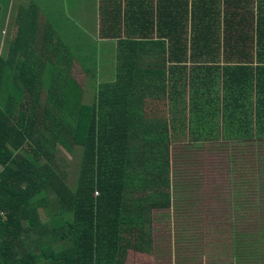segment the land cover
I'll list each match as a JSON object with an SVG mask.
<instances>
[{
  "label": "trees",
  "instance_id": "obj_1",
  "mask_svg": "<svg viewBox=\"0 0 264 264\" xmlns=\"http://www.w3.org/2000/svg\"><path fill=\"white\" fill-rule=\"evenodd\" d=\"M36 1L0 0V264L149 254L152 213L182 200L171 145L187 130L246 146L243 168L264 161V15L190 31L184 0Z\"/></svg>",
  "mask_w": 264,
  "mask_h": 264
},
{
  "label": "rangeland",
  "instance_id": "obj_2",
  "mask_svg": "<svg viewBox=\"0 0 264 264\" xmlns=\"http://www.w3.org/2000/svg\"><path fill=\"white\" fill-rule=\"evenodd\" d=\"M29 2L30 0H27V5L25 6H28ZM35 2L37 4L36 0ZM55 3V11L59 14L57 6L58 0H56ZM62 5H65V0L62 1ZM39 6H42V4ZM71 9L73 11L76 10L74 4L71 6ZM9 10L10 8L8 7V11ZM57 13L54 12V21L59 20V15H57ZM7 20L9 22V18L6 15L5 23H7V25L3 27L1 31L2 34L8 33ZM101 58L102 56L100 59ZM72 71L75 77L80 81L84 75L83 71H81L78 66H74ZM191 82V90H195L199 87V83H196L195 80L192 79ZM191 90L188 88L185 94L188 102L191 95ZM190 108L191 106L188 109L189 115L191 114ZM186 133L187 135L185 137L180 136L179 138L173 139V143L171 145V160L173 165L172 169L174 172L173 183L178 189V193L180 194L179 197L182 198V200L178 205V208H176V210L172 211L171 213H168L167 211H154L152 213L154 248L155 244L158 243V239H160L162 235L168 236L174 232L181 235L180 242L182 245H177L179 249H186L189 246L188 238L190 237V239H192V234L195 236L199 234L201 238H206V241H211L212 247L214 248L215 239H217L218 233H220L219 237L221 236V238L226 241L228 245L243 249L239 250V252L243 254V258L248 260H251L252 257L256 258L255 253L259 250H264V248H261V246L264 247V242L253 236L237 237L235 234L230 232L233 231L236 233V235L239 234L237 233L238 231L255 232V226H252V224H244V222L256 221L259 216H264V206L260 205L264 204V197L257 196L256 194V196L253 197V193H255L257 190V188H253L252 191L246 190V196H244L242 200L241 193H232L226 189L229 187L228 183L235 184L242 181L240 179V175H238L237 172L246 173V176H248V172H258V169H261L259 166H262L264 161L252 163L251 160L253 159L251 158L248 159V162H246L247 167L243 168L240 164V169L238 166L240 163V155L238 156V153L242 152L246 146L239 145L238 143H234L230 140L221 141V137L215 138L217 141H212L207 145L194 146V142H192L189 138L188 130ZM256 144L258 146L256 145L251 147L248 145V147L255 153L258 150H261L260 144ZM235 151H237V157L235 156L234 159L233 156L235 155ZM244 157L250 158V152H246ZM232 167H235L237 172L233 171L230 173L231 170L228 169ZM262 186H264V181L261 176L260 188H262ZM173 191L175 190L173 189ZM232 198H234L235 201H238V204H240V206H237L238 211L240 212L239 215L233 213V216L239 218V223L234 226L233 230H229L228 226H219L217 224H213V222L211 223L209 220V224L204 223L202 225L201 221H199L200 224H193L190 220L187 221L186 212L187 208L191 205L192 210L198 214L206 215L208 217H218L224 215L226 212V208L222 206V203L230 202V204L234 205V200H232ZM219 200L222 202H219ZM257 205L259 206V215L258 212L253 213L255 212V207H257ZM219 228H221V231H219ZM204 230L212 234L208 235L207 233L204 234L201 232ZM189 247L197 248L195 245H190ZM248 249H250L249 254L246 253ZM262 256L264 257V254H262ZM166 259L167 256L161 252L152 251L150 254L145 255L142 253L129 251L125 264H165Z\"/></svg>",
  "mask_w": 264,
  "mask_h": 264
},
{
  "label": "crops",
  "instance_id": "obj_3",
  "mask_svg": "<svg viewBox=\"0 0 264 264\" xmlns=\"http://www.w3.org/2000/svg\"><path fill=\"white\" fill-rule=\"evenodd\" d=\"M187 2V9H188V23H187V29L190 31L192 28L196 25V22L194 20V16L197 15H204L207 16L211 13H215L218 15L219 21H218V28L219 30H224V28L228 27L229 25H235L236 21L229 22L227 18L229 16H236V18H243V16H249L250 22L252 21L255 16L264 15V0H184ZM215 1V4L211 5V2ZM158 3V0H154V4ZM179 3V0H178ZM165 6L169 7L166 3ZM154 11H158L159 7L154 6ZM138 11L135 7V12ZM140 15V13H136ZM217 24V23H216ZM203 93H206L204 91ZM219 106L221 107V103L219 101ZM174 115H169V117H173ZM189 121L191 120V115L187 114ZM217 124L220 131H222L221 128L224 127V115L222 114V108H219L218 110V116H217ZM199 138L196 140H192L191 135L189 134V138L191 139L193 145H207L210 142H212L211 137L208 136V138H205V132L202 131L198 135ZM221 137L222 141V135L217 136ZM244 157V156H243ZM242 157H240L241 159ZM246 160L248 158L244 157ZM248 162V161H247ZM246 163V162H245ZM239 166V165H238ZM245 167H247V163L245 164ZM241 169V167L239 166ZM231 170V169H228ZM233 171L237 172V169H233ZM232 173V170L230 171ZM234 174V173H233ZM238 175H240V183H228L229 187L228 191L234 193L239 192L242 194V200L244 196H246V190H251L253 188H257L256 192L253 193V197L262 195L263 192H260V190L264 189V186L260 188L261 184V174L260 171L249 173L248 176H246V173L237 172ZM264 181V177H263ZM242 186V189H241ZM194 194V192H193ZM256 194V195H255ZM248 195V194H247ZM234 205L230 204V202H224L222 203V206L226 208V212L222 216H206L199 218L192 219L193 224L199 223L201 221V225L204 223H208V220L213 224H217L219 226H228L229 230H233L234 226L239 223V218L233 216L234 214L239 215V211L237 206H240L238 204L239 202L235 201L234 198ZM253 201V200H252ZM219 202H222L219 200ZM192 206V205H191ZM259 215V206L255 207V212ZM209 218V219H208ZM200 224V223H199ZM209 224V223H208ZM244 224H252V226H255V232H241L238 231L234 233L231 231L230 233L235 234L237 237L242 236H253L256 237L259 240H262L264 242V233L262 230H264V216L256 219V221L251 222H244ZM261 228V230H260ZM219 231H221V228H219ZM204 234L207 233L208 235L212 233L206 232V230L201 231ZM200 232V233H201ZM220 233H218L217 239H215V247H212L211 241H206V238H201L198 234L197 236L192 234V239H189V246L195 245L197 248H191L187 247L186 249H179L177 245H182L180 242L181 235L177 234L176 232L173 233V235L164 236L162 235L160 239H158V243L155 244V248L153 246L152 251L153 252H161L164 255L167 256L165 264H264V257L262 254H264V250H259L255 253L256 258H253L251 260H248L246 258H243V254L239 252V250H243L242 248H235L230 245L226 241H224L221 236L219 237ZM154 239V236H153ZM251 243V242H250ZM244 248V246H243ZM261 248H264L261 246ZM245 249V248H244ZM151 251V252H152ZM250 249L246 251L247 254H249ZM150 252V253H151ZM149 253V254H150ZM145 255H148L145 253Z\"/></svg>",
  "mask_w": 264,
  "mask_h": 264
}]
</instances>
